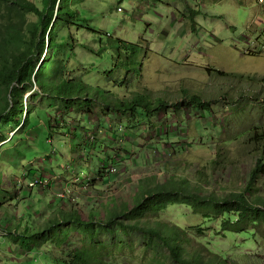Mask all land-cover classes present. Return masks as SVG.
I'll return each instance as SVG.
<instances>
[{"label":"rangeland","instance_id":"obj_1","mask_svg":"<svg viewBox=\"0 0 264 264\" xmlns=\"http://www.w3.org/2000/svg\"><path fill=\"white\" fill-rule=\"evenodd\" d=\"M28 1L42 8V0ZM78 10L92 29L101 32V45L106 49L98 52L99 37L92 31L64 28L60 36L71 32L78 42L97 51L92 54L76 48L70 56L76 59L71 61L74 66L70 63L63 72L69 69L68 78L73 76L70 67L88 71L75 74L90 85L94 100L95 115L87 125L95 134L90 156L109 157V165L117 171L96 187L82 189L74 176L63 171L61 160L66 161L58 157L70 154L76 160L83 156V147L71 151L74 141L70 136L64 152L61 144L59 148L55 144L57 137L53 140L57 158L45 132L37 148L16 146L18 136L0 144V219L6 220L0 226V264H56L60 251L54 241L76 246L88 240L81 229L61 222L63 215L87 219L97 212L105 219L110 209L132 204L141 185L168 181L187 192L216 198L241 192L258 159L251 132L258 130L256 141L264 132V0H84L78 2ZM191 11L197 13L194 22ZM4 19L26 25L37 21L34 14L19 13L10 4L0 5V22ZM134 98L164 101L167 106L152 113L138 107L134 115H120L113 107ZM194 98L210 101V108H199ZM30 99L35 116L49 107L59 112L57 119L61 117L65 127L77 130L76 137L87 136L81 122L72 120L75 114L88 120V105L81 111L75 104L70 112L62 103L35 94L25 95L24 104L29 102V106ZM12 128L5 127L4 135L10 139L17 132L27 140L23 128ZM28 142L36 144L33 138ZM39 149H46L52 160ZM37 174L51 175L53 184L30 189V179ZM65 189L69 193L59 196ZM71 192L75 200L70 199ZM255 195L264 198V177L258 180ZM52 219L60 225L49 233L45 225ZM158 220L184 227L196 248L221 254L228 264H264L263 223L246 233H229L221 229V217H204L183 203L158 214L148 213L142 221L148 225ZM11 224H20V231L28 226L32 233L42 231L31 241L33 254L23 252L18 240L6 231ZM110 228L111 232L104 230L99 236L106 243V262L153 264L141 233L124 232L117 225ZM160 251L158 260L173 264L169 250L163 247ZM17 253L22 257L17 258Z\"/></svg>","mask_w":264,"mask_h":264},{"label":"trees","instance_id":"obj_2","mask_svg":"<svg viewBox=\"0 0 264 264\" xmlns=\"http://www.w3.org/2000/svg\"><path fill=\"white\" fill-rule=\"evenodd\" d=\"M83 1L42 0V8H40L28 0H0V5L10 4L19 9V13L30 12L37 17V21H32L27 25L24 21L14 22L11 19H4L0 22V144L12 141L14 137L18 136L16 146L26 144L29 148H37L40 144L39 136L41 133L44 135L45 132L47 134L46 141L51 147L52 155L57 158L56 148L52 144L53 140L57 137L55 144L58 148L61 144L64 152L66 137L70 136L74 141L72 145L74 148L71 151L74 150L75 153L80 147H83L85 149L83 156L78 157L76 160H73L70 154H67V158L64 156L58 157L64 159L67 163L61 160V165L65 164L63 171L74 176L79 181V187L86 189L103 183L110 173V168L114 166L109 165V157L90 156L91 151L89 152V150H94L95 134H92L93 132L87 125L90 124L92 116L95 115L94 110H92L94 100H91L90 97V85L82 80V76L79 77L75 74L78 71L83 73L88 71L84 67L80 69L70 67L73 76L68 78L66 72L69 69L63 72L72 60H76L70 57L71 53H75L76 48L86 49L92 54L97 51V48L93 46L78 42L71 32L65 36H60V32L64 28L72 29L75 26L86 28L99 37L100 47L98 52L106 49V46L101 45V32L92 29L89 26V21L80 15L78 2ZM9 11L12 12V9L9 8ZM191 14L190 19L193 21L197 13L191 11ZM79 23L82 25L79 26ZM130 46L133 48L138 47L134 44H130ZM71 48L74 49L71 50ZM27 94H31V96L32 94L39 95L50 102H60L67 109L69 108V111L74 107L82 111V107L88 105L90 112L85 113L88 120L79 118L80 115L77 114L74 117L76 120H72L76 124L81 122L80 125L88 131L87 136L76 137L77 130H72L71 126L65 127V124H62V118L57 119L58 111L54 112L49 107L41 110L35 116L31 107V99L29 100V106V102L26 105L24 104V97ZM192 102L203 110H208L211 104L210 101L201 102L197 98H194ZM75 104L76 106H74ZM165 106H167V103L164 101L153 102L152 100H140V98L113 104L114 109L120 115H134L138 107L146 113H152ZM70 116L73 117V113H70ZM104 116L107 117L105 113ZM5 127H13L12 130L23 128L24 137L27 140L20 139L22 136L17 135V132L9 139V136L3 133ZM30 133H35L36 137H31ZM261 135V139L256 141L258 130L255 129L251 132L253 149L258 154V159L253 170L250 171L243 191L216 198L214 195L201 196L194 192H187L180 186L174 183L170 184L167 181L154 186L145 187L141 185L140 192L135 194L132 204H124L115 207L113 210L110 209L107 216L104 217L105 219L99 218L100 215L97 212L91 213L87 219H84L81 215L65 214L62 216L61 222L78 227L87 235L88 240L85 244L76 246L66 241H60V243L58 240L54 241V245L57 248L59 247L60 251L55 257L56 264H118L105 261L106 243L99 240L102 231L111 232L110 227L115 225L119 226L124 232L132 230L141 233L144 238L145 249L150 250L152 253L151 261L153 264H162L158 257L160 256V249H163V247L169 250L168 257L173 264H228L227 259L221 254L212 252L206 254L201 248H196L197 246L193 245L192 238L188 236L187 230L179 224L158 220L147 225L142 220L148 213L158 214L171 205L183 203L192 207L197 213L201 212L204 217L211 215L221 217L220 227L225 232L246 233L250 231L251 226L255 227L259 223L264 224V198L255 195L257 182L264 177V132ZM28 138L35 139L36 144L34 146L30 145ZM39 150L45 154L44 156L49 157L46 149ZM46 157L43 158V162H47L44 161ZM49 158L52 160V157ZM84 174L88 176L85 178ZM44 178H49L50 184L48 187H50L53 184L51 175L37 174L30 180L34 183ZM1 183L2 176L0 175V186ZM27 187L35 189L29 185ZM4 190L8 192L7 189ZM70 199L75 200L72 192ZM231 215L233 216L232 219H225ZM121 218H125L126 221ZM3 221L6 220L0 219V226H2ZM59 225L60 222L57 219H52L45 227L49 228L51 230L49 233H51L59 229ZM6 231L18 240L22 251L29 254H33L31 241L42 233V231L32 233L31 226L26 227L25 231H20V224L14 227L11 224ZM16 257L21 258L22 255L17 253ZM123 264L128 263L125 261Z\"/></svg>","mask_w":264,"mask_h":264},{"label":"built area","instance_id":"obj_3","mask_svg":"<svg viewBox=\"0 0 264 264\" xmlns=\"http://www.w3.org/2000/svg\"><path fill=\"white\" fill-rule=\"evenodd\" d=\"M122 9H119V11H121ZM110 173H115L117 171L116 167H111L110 168ZM50 184V181H49V178H44V179H41L40 181H36V182H31L29 184L30 187H44V188H47ZM69 191L68 190H63L59 196H62V197H65L66 194H68Z\"/></svg>","mask_w":264,"mask_h":264},{"label":"crops","instance_id":"obj_4","mask_svg":"<svg viewBox=\"0 0 264 264\" xmlns=\"http://www.w3.org/2000/svg\"><path fill=\"white\" fill-rule=\"evenodd\" d=\"M56 179V178H55Z\"/></svg>","mask_w":264,"mask_h":264}]
</instances>
